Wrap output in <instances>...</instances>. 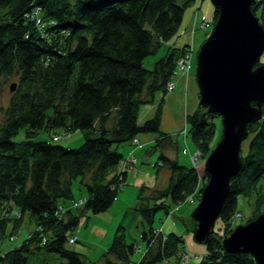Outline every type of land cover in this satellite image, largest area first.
I'll list each match as a JSON object with an SVG mask.
<instances>
[{
    "label": "trees",
    "instance_id": "trees-1",
    "mask_svg": "<svg viewBox=\"0 0 264 264\" xmlns=\"http://www.w3.org/2000/svg\"><path fill=\"white\" fill-rule=\"evenodd\" d=\"M199 1L0 0V80L17 79L0 123V246L10 237L17 238L25 214L34 225L19 246L0 252V264H30L31 260L50 264L46 258L51 256L57 264H87L69 241L75 238L77 244L75 232L83 217L104 213L115 202L126 173L137 165L136 161L134 170L122 168L126 157L121 148L136 147L133 140L139 142L142 134L155 136L154 169H166L169 180L164 188H138L133 209L147 229L141 234L146 250L136 264H156L178 256L183 237L155 234V214L164 211L170 216L171 206L186 202L192 194L200 199L207 175L201 178L194 166L180 165L176 135L164 133L161 120L167 83L190 48L177 49L170 42L185 10L195 2L200 7ZM36 8L39 25L29 17ZM251 10L256 17L262 10L264 16V0H256ZM216 17L214 10V21ZM259 24L264 29V21ZM164 45L166 55L146 69L144 61ZM158 94L162 97L157 102ZM155 103L153 116L139 123L141 107ZM216 118L220 117L200 105L186 116L187 133L201 157L212 150ZM22 129L25 139L14 141ZM43 130L52 133L51 142L35 140ZM61 130V138L81 132L82 144L76 149L54 144L55 132ZM248 132L247 152L240 155L242 167L230 180L205 244L207 254L199 264H255L251 255L228 253L222 246L237 227L232 221L239 214L238 197L248 196L264 178V106L260 121L250 124ZM76 180L86 191L85 198L74 199ZM9 205L20 212V218L11 223L1 217ZM186 229L192 234V219ZM134 253L136 248L127 243L120 225L102 258L132 264Z\"/></svg>",
    "mask_w": 264,
    "mask_h": 264
},
{
    "label": "water",
    "instance_id": "water-1",
    "mask_svg": "<svg viewBox=\"0 0 264 264\" xmlns=\"http://www.w3.org/2000/svg\"><path fill=\"white\" fill-rule=\"evenodd\" d=\"M217 11L212 31L199 48L195 81L199 105L221 118L222 136L207 156V181L198 205L191 213L193 241L208 243L230 180L242 167L241 144L248 126L260 121L264 106V29L251 10L256 0H210ZM15 85L10 86V91ZM255 104V105H253ZM228 253L249 254L255 264H264V215L238 226L222 241Z\"/></svg>",
    "mask_w": 264,
    "mask_h": 264
},
{
    "label": "rangeland",
    "instance_id": "rangeland-1",
    "mask_svg": "<svg viewBox=\"0 0 264 264\" xmlns=\"http://www.w3.org/2000/svg\"><path fill=\"white\" fill-rule=\"evenodd\" d=\"M199 2H202V6H198V2H195L191 4L184 12L183 15V20L180 25V28L178 29V32L176 36L172 39L171 44L173 43L174 48H182L184 45H189L190 48L192 49L191 52L190 49L188 48L187 53H190L191 56V65L192 69L190 71V77H195V67H196V57H197V52L199 51V48L201 45L205 42V40L209 37L213 24H214V8L210 2V0H200ZM257 18H259V21L263 23L264 21V16H262V10L257 11ZM202 21H208L210 26L208 28H203V26L200 24ZM167 45H164L161 47L159 52L157 53L156 56H151L147 58L143 65L146 69L150 70L153 67V63L162 58L163 56L166 55L167 53ZM260 63L259 64H264V52L262 56L260 57ZM178 68V66H177ZM180 75H184L180 73ZM12 84L17 85V79L16 77H9V78H2L0 80V123L4 121V113H5V108L8 106L10 96H11V91H10V86ZM162 94V93H161ZM158 94L157 95V100L161 97L162 95ZM159 99V100H160ZM198 105H199V100H198ZM184 106V104H183ZM155 111V109H154ZM163 116V115H162ZM215 122L217 124L216 126V132L215 136L213 137L211 141V147L212 150L217 146V144L221 140L222 136V124H221V118H216ZM181 129L174 139L177 138L178 145L180 148L179 151V163L180 165L187 166V167H192V163L190 162L189 156L192 154H195L197 150L195 149L190 135L187 133V122L186 118L185 121L181 124ZM186 131V134L183 135V132ZM56 136L57 138L60 137V133L63 134V131L61 132L56 131ZM59 133V134H58ZM65 133V132H64ZM51 135L52 133H48L46 131H41L35 140L37 141H50L51 142ZM146 135H152V134H146ZM144 137V134L140 135ZM145 138V137H144ZM25 139V131L24 129L20 130L18 134L13 138L14 141L19 142ZM155 139V138H154ZM186 141V142H185ZM249 139L245 140L241 144V155L244 156L247 152L248 145H249ZM83 142V134L81 132H71L70 134H64L62 138H60L58 141L54 142V144H58L60 146L66 147V148H78ZM147 145V144H146ZM154 141L151 144L150 147L146 146L145 150L147 152H150L151 156L150 158L152 159L151 162H143L142 160H138V164L136 165L137 170L135 171H129L128 172V177L126 178V181L122 183V188L120 189V192L118 193L121 194V203L117 206L113 205L112 209H110V216L116 220L121 216V214L118 216V213L124 204H126V200H130V205L135 206L137 202V193H138V186L144 184L148 186H154L156 183H160L163 181V170L160 168L158 171L154 169V163L155 159L158 156V153L155 152L153 149ZM140 147L139 145L136 146L135 148ZM186 148L189 149V154L184 155V151H187ZM122 149V148H121ZM152 149V151H151ZM210 152V153H211ZM145 154V153H143ZM209 156V155H208ZM207 157H201L198 159L197 165H196V171L199 174V176L202 178L204 176V164L206 161ZM164 169V168H163ZM152 177V178H150ZM80 180H76L73 182L72 185V191L74 195V199L78 200L79 198H85L86 197V191L83 188H80L79 186ZM167 184V183H166ZM165 184V185H166ZM164 186V185H163ZM118 197V196H117ZM199 199L195 198V202L191 203V201L187 198L186 202H182L178 205H173L171 206V210L173 209V212L175 213L176 217H167L166 212L164 211H158L155 214L154 222H153V227L156 228L158 226H162L164 228V235H168L170 233H175L176 235L183 237L184 243L181 245V249H179L178 256L172 257L167 261H162L156 264H199L205 255L207 254V247L205 245H200L197 244L193 241L192 234L189 233L186 229L185 224L183 221L179 220L178 218L180 217H190L191 220V213L193 210L196 208L198 205ZM184 206L185 208V215H182L181 211H177L179 208ZM237 210L239 211V217L233 219L232 223L234 224V228L237 226H242L246 225L247 221L253 217L254 219L252 221H255L258 217L261 215H264V178L261 179L258 182V185L256 186V189L251 191V193L248 196L240 195L238 197V202H237ZM59 212H62V209L59 210ZM20 212L16 209H14L11 205H9V209H6L2 212L1 217L9 221L11 223L14 219L17 220L19 219V214ZM18 214V216H17ZM96 217L93 215H89L88 218L83 217L81 220L78 229L75 232V235H82L84 237H87V241H90L92 243H95L94 245H101L105 239L103 238H94L95 234H93L91 228L95 224L97 220L95 219ZM28 215L25 214L23 216V222L20 225L19 232L16 234V237H10L6 239L0 246V252L2 250H8L12 249L16 246H19L24 239L27 238L28 234L34 229L33 224L28 223ZM130 220V215L127 216V218L124 220V223L127 224L128 221ZM160 220L164 221V224L160 222ZM251 221V222H252ZM111 220L109 221V223ZM250 223V222H249ZM248 224V223H247ZM18 225V226H19ZM110 224H107V226H101V224L98 222L97 226L100 227L101 229L106 230V236L111 237V235L108 234L107 228L110 227ZM118 225V224H117ZM116 225V227H117ZM176 225V226H175ZM219 226V222L217 223V228ZM126 228H129V230H126V235H127V241L133 243L136 242L135 247H140L142 246V249L140 252L134 253L131 256V260L133 262H138L141 259V256L144 253V250L146 248V245L141 242L139 239V235L135 233L137 231L134 229V227H129L126 226ZM140 228H138L139 231ZM12 238H15L14 241H11ZM134 239V240H133ZM76 243H74L75 245ZM73 246L69 244V247ZM186 254L188 255V260L184 262L182 260V255ZM100 256V253L97 255ZM101 257V256H100ZM98 257V258H100ZM57 257L54 256V259ZM46 259L49 260L50 264H57L59 261H54L53 256L47 257ZM30 264H38L37 261H30Z\"/></svg>",
    "mask_w": 264,
    "mask_h": 264
},
{
    "label": "crops",
    "instance_id": "crops-1",
    "mask_svg": "<svg viewBox=\"0 0 264 264\" xmlns=\"http://www.w3.org/2000/svg\"><path fill=\"white\" fill-rule=\"evenodd\" d=\"M202 6V4L200 5ZM190 75V74H189ZM189 75H180L176 79V87L174 91L167 93V95L164 97V102H163V116L161 120V129L164 133H169V134H177L179 130L181 129V124L185 121V118L188 114L194 112L197 107H198V88L196 85L195 77H190ZM158 98V97H157ZM160 99V98H159ZM158 99V100H159ZM157 100V102H158ZM156 104L151 105V106H144L141 107L139 111V123H142L144 120L150 118L154 114V109L156 108ZM184 104V106H183ZM145 137V138H144ZM143 136H138V140L140 143V147H131V146H126L125 148L121 149V153L123 154L124 157H127L128 155L132 154L138 164V160H142L143 162H151L152 159L150 158L151 154L150 152H147L145 150V147L148 146L150 147L151 144L154 141L155 136L154 135H144ZM147 144V145H146ZM145 153V154H143ZM190 153V152H189ZM172 158H175V155H169ZM179 156V155H178ZM177 156L178 162L180 157ZM190 159V158H189ZM157 158L155 159V161ZM191 162V161H190ZM197 165V164H196ZM193 166V165H192ZM137 170V167L135 168V171ZM163 181L160 183H156L154 186L156 187H161L164 188L168 184L169 180V173L166 169H163ZM128 172L125 175L124 181H126V178L128 177ZM152 178V177H150ZM167 183V184H166ZM166 184V185H165ZM144 185V184H142ZM164 185V186H163ZM141 186V185H140ZM138 186V187H140ZM148 186V185H147ZM121 194L118 195L117 199L115 202L111 205V207L104 213L96 215L94 220L96 221L93 227L91 228L93 234H95L94 238H103L105 241L99 246V245H94L95 243H92L90 241H87V237H84L82 235H75L77 239V244L74 245V250L78 252L79 254L83 255L86 263L87 264H115L116 260L112 258L111 256H108V259L102 258V254L106 252L108 247L110 246L115 230L118 226L122 225L126 230H129V228H126V226L129 227H134L139 235V239L141 240V234L147 229L146 224L144 223L143 219L134 211V206L130 205V200H126V204H124L121 208L118 216L121 214L119 218L114 220L110 216V209H112V206L119 205L121 203ZM177 211H181L182 215H185V208L182 206L179 208ZM176 212L171 211V214H167V217H176L175 216ZM130 215V220L128 221L127 224L124 223V220L127 218V216ZM179 220L183 221L185 226L187 227V224H190V217H180L178 218ZM111 222L109 223V221ZM100 223L101 226H107V224H110L107 228V232L111 237L106 236V230L101 229L100 227L97 226V223ZM162 224H164V221L160 220ZM118 224V225H117ZM117 225V227H116ZM176 226V225H175ZM138 228L139 231H138ZM157 231H161L162 234H164V228L162 226H158L154 228ZM127 234V233H126ZM126 240H127V235H126ZM134 240V239H133ZM143 243V241L141 240ZM128 244H137L136 242L133 241V243L128 242ZM137 252H140L142 249V246L140 247H135ZM138 249H140L138 251ZM146 250V249H145ZM144 250V252H145ZM100 253V256H97ZM144 254V253H143ZM100 257V258H98ZM142 257V256H141ZM182 260L186 262L188 260V255L183 254ZM132 261V260H131ZM140 261V260H139ZM138 263V262H134Z\"/></svg>",
    "mask_w": 264,
    "mask_h": 264
},
{
    "label": "built area",
    "instance_id": "built-area-1",
    "mask_svg": "<svg viewBox=\"0 0 264 264\" xmlns=\"http://www.w3.org/2000/svg\"><path fill=\"white\" fill-rule=\"evenodd\" d=\"M38 13H39V8H36L29 15V17H31V19H35L36 24L39 25L40 24V20L37 17ZM200 24L203 26V28H208L210 26L208 21H202ZM189 49H190V51H188V52H191L192 49L191 48H189ZM191 56L192 55L190 53H187V51H186V53L179 59V61L177 63L178 68L176 67L177 71L174 72V77L171 80H169V82L167 83L166 89H167L168 92H172L175 89V87H176V79L179 76L178 70L180 71V73H182L184 75H188L190 73V71L192 69ZM185 134H186V131L183 132V135H185ZM57 137H54V141L59 140L61 138V135H60L59 138H57ZM133 144L135 146H138L139 142L136 139H134L133 140ZM199 157H200V153L198 151L195 152V154H192V155L189 156L190 161H191L193 166H195L197 164ZM134 165H136V159H135V157L132 154L128 155V157H126L125 160L121 164L123 169H125V168L128 169L129 168L131 170H134ZM188 199L191 201V203L195 202L194 194L190 195L188 197ZM17 216H18V214H17ZM239 216H240L239 214H236L233 219H235V218H237ZM160 232H161L160 230L159 231L156 230L155 234H159ZM14 239L15 238H12L11 241H14ZM74 243H75V238H71L70 241H69V244L70 245H72V244L74 245ZM132 264H135V263H132Z\"/></svg>",
    "mask_w": 264,
    "mask_h": 264
},
{
    "label": "bare ground",
    "instance_id": "bare-ground-1",
    "mask_svg": "<svg viewBox=\"0 0 264 264\" xmlns=\"http://www.w3.org/2000/svg\"><path fill=\"white\" fill-rule=\"evenodd\" d=\"M186 150L187 151H184L183 153H184V155L186 156V154H189V149L188 148H186ZM199 152V151H198ZM200 153V152H199ZM201 158V154H200V157H199V159Z\"/></svg>",
    "mask_w": 264,
    "mask_h": 264
}]
</instances>
